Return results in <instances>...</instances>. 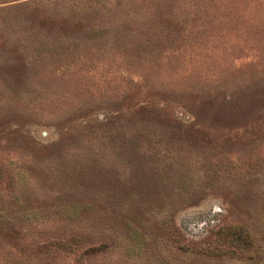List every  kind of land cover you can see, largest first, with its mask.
<instances>
[{
	"label": "rangeland",
	"instance_id": "obj_1",
	"mask_svg": "<svg viewBox=\"0 0 264 264\" xmlns=\"http://www.w3.org/2000/svg\"><path fill=\"white\" fill-rule=\"evenodd\" d=\"M0 264H264V0H0Z\"/></svg>",
	"mask_w": 264,
	"mask_h": 264
}]
</instances>
